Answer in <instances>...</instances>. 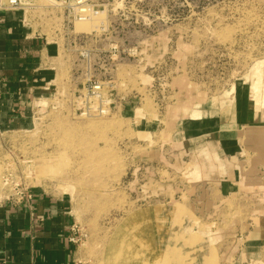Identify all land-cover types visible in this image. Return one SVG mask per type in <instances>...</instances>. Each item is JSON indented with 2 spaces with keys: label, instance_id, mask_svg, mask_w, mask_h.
<instances>
[{
  "label": "rangeland",
  "instance_id": "374dc122",
  "mask_svg": "<svg viewBox=\"0 0 264 264\" xmlns=\"http://www.w3.org/2000/svg\"><path fill=\"white\" fill-rule=\"evenodd\" d=\"M29 1L0 8L59 46L58 75L31 126L0 132V203L15 182L64 198L77 264H190L194 253L195 264H234L255 216L204 208L193 157L173 158L174 124L204 104L221 111L235 84L264 107V0H91L83 19L67 2ZM89 80L108 114L77 110Z\"/></svg>",
  "mask_w": 264,
  "mask_h": 264
},
{
  "label": "crops",
  "instance_id": "0c3cea01",
  "mask_svg": "<svg viewBox=\"0 0 264 264\" xmlns=\"http://www.w3.org/2000/svg\"><path fill=\"white\" fill-rule=\"evenodd\" d=\"M21 17L0 8V132L31 126L34 107L51 99L56 88L59 46L31 33ZM242 85L235 84L221 111L209 113L204 104L200 116L189 113L178 119L172 149L174 160L193 157V182L206 210L241 207L255 216L239 250L231 255L234 264L264 257V107L257 108ZM160 149H155L156 158L162 157ZM247 150L258 152L257 157L243 158ZM32 193L29 205L7 199L0 203V264H74L68 203L40 188ZM229 198H234L232 209L226 203ZM208 253L205 256H211V248ZM197 259L194 253L190 264Z\"/></svg>",
  "mask_w": 264,
  "mask_h": 264
},
{
  "label": "built area",
  "instance_id": "2783aa9c",
  "mask_svg": "<svg viewBox=\"0 0 264 264\" xmlns=\"http://www.w3.org/2000/svg\"><path fill=\"white\" fill-rule=\"evenodd\" d=\"M64 1L78 9L80 18H85L84 14L86 10V5L91 0H59ZM7 5L10 9H23L24 6L31 7V2L29 0H7ZM74 102L77 110L80 111L81 115H99L103 116L109 113L110 104L112 103L109 99L103 94L102 83L99 81H88L87 85H84L82 90L75 94ZM8 179V178H7ZM14 193L11 196H8L7 200L13 204L20 205L26 203L29 205L30 201L33 198L32 189L30 186H23L15 182L14 184ZM73 241L74 238H71ZM74 264H77L74 262Z\"/></svg>",
  "mask_w": 264,
  "mask_h": 264
},
{
  "label": "bare ground",
  "instance_id": "6f19581e",
  "mask_svg": "<svg viewBox=\"0 0 264 264\" xmlns=\"http://www.w3.org/2000/svg\"><path fill=\"white\" fill-rule=\"evenodd\" d=\"M51 2H53V1H51ZM55 2H56V1H55ZM90 18H91V19H93L92 15H91V17H90ZM91 19H90V20H91ZM84 115H85V114H84ZM89 115H92V114H89Z\"/></svg>",
  "mask_w": 264,
  "mask_h": 264
}]
</instances>
